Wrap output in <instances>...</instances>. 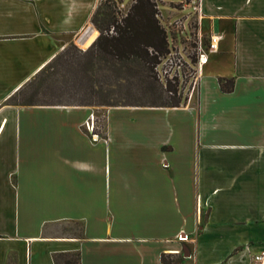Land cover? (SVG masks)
<instances>
[{"label":"crops","instance_id":"obj_1","mask_svg":"<svg viewBox=\"0 0 264 264\" xmlns=\"http://www.w3.org/2000/svg\"><path fill=\"white\" fill-rule=\"evenodd\" d=\"M97 4L0 0V264H251L264 249V0H201L200 34L221 39L180 106L8 103Z\"/></svg>","mask_w":264,"mask_h":264},{"label":"trees","instance_id":"obj_2","mask_svg":"<svg viewBox=\"0 0 264 264\" xmlns=\"http://www.w3.org/2000/svg\"><path fill=\"white\" fill-rule=\"evenodd\" d=\"M105 17L99 19L94 17L93 22L99 26L101 31L105 26H113L114 34H99L97 40L92 47L85 51V54L96 56V61L88 60L85 63V68L90 71L97 69L113 71L115 73L122 72L126 69L131 75H137L142 81L149 86H155L154 80L156 78L151 76L155 65L159 62L160 56L167 51L166 33L158 19L156 18V10L154 4L150 0H135L127 15L122 18L121 22H117L112 11H104ZM73 46V45H72ZM60 56L56 55L52 60L45 64V66L30 80H28L22 87H20L9 99L8 103L14 105H85L90 102L78 99L77 103L63 100L42 101L36 100L38 89H33L27 92V87L33 86L34 82L40 78L44 73H51L55 68V62ZM66 59H68L66 57ZM88 64V65H87ZM132 77V76H131ZM151 78V79H150ZM218 82L223 91L228 92L233 87V79L226 77H219ZM177 82L172 83L167 80V92L164 96L162 91H158L155 87L153 89L157 93L161 101L149 104H138L136 102H120L117 98L105 95L100 105H153L164 107H176L184 103L177 95ZM62 258V263L59 259ZM162 261L170 263L167 256H162ZM56 264H79L77 254H60L55 256Z\"/></svg>","mask_w":264,"mask_h":264},{"label":"rangeland","instance_id":"obj_3","mask_svg":"<svg viewBox=\"0 0 264 264\" xmlns=\"http://www.w3.org/2000/svg\"><path fill=\"white\" fill-rule=\"evenodd\" d=\"M150 1L154 4L156 18L161 26H164V22L167 24L171 19L181 15L177 10L180 7L179 0ZM134 3L135 0H98V4L92 13V23L94 24L93 14L96 12L94 17L102 19L105 17L104 11H112L117 22L120 23ZM95 26L98 28L99 34L101 32L105 35L114 34L113 26H105L103 31H101L99 26ZM72 40L69 38L65 43V47L58 53L60 57L55 62V68L51 71L54 73H44L34 82L33 86L27 87V92L38 89L36 100L53 101L60 99L71 102L74 100L73 102L77 103L78 101L76 100L82 99L90 102L85 105L91 106L96 114L100 116V111L105 105H100L99 102L103 98H106L105 95L117 98L120 102L149 104L161 101L153 88L156 87L158 91H162L164 96L168 94L163 91L166 89L167 83V80L164 78L166 75L164 74L163 67L158 68V70L154 69L150 73L151 76L156 78L154 80V87L142 82L137 75L129 74L126 69L115 73L94 67V70L88 71L84 67L85 63L88 60H97L95 55L85 54V51L92 46L82 50L77 48ZM171 82H177V95L184 102L187 96H189L188 94L191 91L190 85L192 83L189 80L181 81L180 83L178 81ZM78 229L79 224H71L68 228V230H71V233H77ZM60 262L62 263V258Z\"/></svg>","mask_w":264,"mask_h":264},{"label":"built area","instance_id":"obj_4","mask_svg":"<svg viewBox=\"0 0 264 264\" xmlns=\"http://www.w3.org/2000/svg\"><path fill=\"white\" fill-rule=\"evenodd\" d=\"M179 3L177 10L181 15L167 24L164 22L162 26L166 33L168 51L160 56L154 69L163 67L166 80L178 83L189 80L193 90L208 60V54L218 50L221 36L211 34L205 41L200 34L201 0H179ZM98 36V28L90 23L76 32L72 41L77 48L85 50L95 43ZM179 239L186 240L187 235ZM251 260V264H264V249L253 254Z\"/></svg>","mask_w":264,"mask_h":264}]
</instances>
